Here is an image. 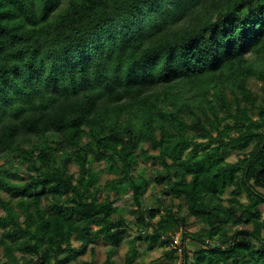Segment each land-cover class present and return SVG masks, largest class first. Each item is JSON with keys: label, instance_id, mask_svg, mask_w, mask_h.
Wrapping results in <instances>:
<instances>
[{"label": "trees", "instance_id": "trees-1", "mask_svg": "<svg viewBox=\"0 0 264 264\" xmlns=\"http://www.w3.org/2000/svg\"><path fill=\"white\" fill-rule=\"evenodd\" d=\"M251 79L264 94V0H0V264H73L98 239L116 264L134 228L125 264H174L176 235L181 264H264Z\"/></svg>", "mask_w": 264, "mask_h": 264}, {"label": "rangeland", "instance_id": "rangeland-1", "mask_svg": "<svg viewBox=\"0 0 264 264\" xmlns=\"http://www.w3.org/2000/svg\"><path fill=\"white\" fill-rule=\"evenodd\" d=\"M248 87L249 89L256 95H259L260 97H263L264 94L262 92V85L255 79H251L248 83ZM257 114H254L253 118H256ZM187 122H189V120L187 119ZM144 148H148V145L145 144ZM154 154V153H152ZM226 160L228 162H233L236 160V156L234 153H228L227 156L225 157ZM93 166L95 167V169H102L103 165L99 164H93ZM157 164L156 162L152 161V160H147L146 162H144L142 159L139 160V164L136 167V170H145L146 175L151 176L153 175L152 171L154 168H157ZM71 173H74L76 175L77 173V168L76 166L72 165L71 169H70ZM112 178L111 175H109L108 173H103L100 176V184H103L107 179ZM160 189V188H158ZM150 195V192L148 191L147 193H145L143 195L144 199H148ZM4 198L5 196L2 195ZM104 195L101 197V199H103ZM131 200L129 197H124L120 202L116 203L117 207H120L121 209H123L125 214V217L128 220H131L135 217V214L132 213V211H134V208L131 206L130 204ZM2 215V211L0 209V216ZM263 217H264V213H263ZM191 221V220H190ZM136 234L135 228L132 231H129L127 236L123 239L122 243L120 244V246H118L117 248L114 249V251L112 252V256L111 259L112 261H114L116 264H125V255L127 252V245H126V241L131 239V237ZM176 244H174V248L175 249V253H176V259L174 261V264H181V258H182V252H181V247H183V244L180 243L179 241V237L176 236ZM190 242H188V240L185 241L184 243V247L189 251V253L191 254V247H190ZM80 242L76 241V240H72V247L75 249H78L80 247ZM182 245V246H181ZM139 252H143L144 251V247L143 246H139L138 248ZM108 250H109V246L107 244H105L101 239H98L96 241H94L91 245H89L85 252L83 254H81L80 256H78L77 260L74 261L73 264H103V262L105 261L107 254H108ZM168 253L163 252L160 249L155 250L154 252L146 255H139L138 258L134 261L133 264H165L166 261L168 260ZM142 258V262L140 261Z\"/></svg>", "mask_w": 264, "mask_h": 264}, {"label": "built area", "instance_id": "built-area-1", "mask_svg": "<svg viewBox=\"0 0 264 264\" xmlns=\"http://www.w3.org/2000/svg\"><path fill=\"white\" fill-rule=\"evenodd\" d=\"M177 237H178V235H176ZM175 239H176V237H175ZM175 244H176V241H175Z\"/></svg>", "mask_w": 264, "mask_h": 264}]
</instances>
